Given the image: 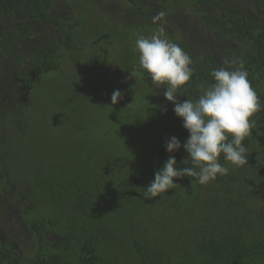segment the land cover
I'll list each match as a JSON object with an SVG mask.
<instances>
[{"label": "trees", "instance_id": "trees-1", "mask_svg": "<svg viewBox=\"0 0 264 264\" xmlns=\"http://www.w3.org/2000/svg\"><path fill=\"white\" fill-rule=\"evenodd\" d=\"M159 29L191 57L180 101L242 62L262 107L247 164L221 154L227 175L145 199L170 137L192 166L168 85L139 66ZM0 264H264V0H0Z\"/></svg>", "mask_w": 264, "mask_h": 264}, {"label": "clouds", "instance_id": "clouds-1", "mask_svg": "<svg viewBox=\"0 0 264 264\" xmlns=\"http://www.w3.org/2000/svg\"><path fill=\"white\" fill-rule=\"evenodd\" d=\"M163 15L160 13L154 20ZM162 32L163 29H159V32L140 36L136 40L139 66L150 75L151 83L168 85L163 95L173 103L175 115L182 118V126L189 133L183 144L184 150L189 153L184 164L191 162L192 166L177 167L172 153L181 149V141L176 136L170 137L165 141L168 159L146 187L143 193L145 199L160 197L176 187L174 178L195 177L199 184L206 185L217 175H227L229 169L219 162L221 154L226 162L234 166L247 164V149L243 141L255 127V120L251 118L262 107L242 62L233 70L223 66L214 69L211 72L214 83L209 89L195 101H180L178 92L193 75L189 67L191 57L180 45L162 38ZM121 98L120 90H114L112 104L115 105Z\"/></svg>", "mask_w": 264, "mask_h": 264}, {"label": "rangeland", "instance_id": "rangeland-1", "mask_svg": "<svg viewBox=\"0 0 264 264\" xmlns=\"http://www.w3.org/2000/svg\"><path fill=\"white\" fill-rule=\"evenodd\" d=\"M225 1H227V0H225ZM234 1L236 2L237 0H234ZM234 4H237V3H234ZM112 5H113L112 2L108 1V2H106V4L103 2V4L100 5L99 7H101V6L104 7V8L106 7L107 10L109 12H111V7L110 6H112ZM58 8H59V6H58ZM57 14L59 15V17L62 15V14H60V10H58ZM127 25H129V24H127ZM111 29L112 28H109V30H108L109 34H110ZM172 33L175 34V32L173 30H172ZM202 38H205L206 41H209V39H212L213 36L208 35L207 33H203V37ZM223 45L225 46L226 42H218L217 43V46H219V47H222ZM195 50H197V48H195ZM4 223H5L4 230L7 233V235L9 237H11V239H15L16 241H18L20 244H24L23 241H21L23 235L20 232L21 229H19L16 226L15 217L11 216L9 218L4 219Z\"/></svg>", "mask_w": 264, "mask_h": 264}]
</instances>
